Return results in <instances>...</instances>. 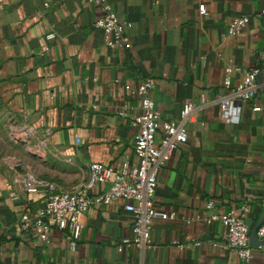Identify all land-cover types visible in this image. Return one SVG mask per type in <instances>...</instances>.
<instances>
[{
    "label": "crops",
    "instance_id": "1",
    "mask_svg": "<svg viewBox=\"0 0 264 264\" xmlns=\"http://www.w3.org/2000/svg\"><path fill=\"white\" fill-rule=\"evenodd\" d=\"M108 1L131 23L130 49L104 44L92 0H0V89L39 147L0 168V264H264V244L252 245V258L242 261L215 244L225 237L223 224L207 221L246 206L251 231L264 211V84L257 81L238 122L225 123L219 110L230 90L226 67L231 87L250 68L264 75V0ZM241 15L248 25L230 35L228 23ZM148 77L161 118L177 119L185 103L194 107L187 142L158 173L154 202L172 218L153 222L151 246L123 242L132 236V214L118 200L80 216L74 250L59 229L49 243L22 230L20 215L40 205L45 192L27 193L26 176L72 189L91 162L135 161L134 91Z\"/></svg>",
    "mask_w": 264,
    "mask_h": 264
},
{
    "label": "built area",
    "instance_id": "2",
    "mask_svg": "<svg viewBox=\"0 0 264 264\" xmlns=\"http://www.w3.org/2000/svg\"><path fill=\"white\" fill-rule=\"evenodd\" d=\"M100 11L94 26L101 29L104 44L110 49H130L132 46L128 28L131 23L118 18L108 0H92ZM46 4V3H45ZM200 14H206L204 4L199 5ZM264 17V7L260 11ZM249 23V16L234 17L228 23V33L237 35ZM232 67L225 68L224 85L229 93L219 101L221 119L229 124L239 121L241 105L254 99L258 88V68L244 72L241 80L231 87ZM154 80L150 77L141 79L134 91L139 112L133 117L132 124L137 127L134 135L133 150L135 161L121 162L109 166L99 162L88 165L84 180L72 189H63L53 181L39 180L31 175L23 181L27 193L45 192L40 205L27 208L19 219L22 230L27 231L44 243H49L53 228L63 231L71 250L75 249L80 238L82 224L80 216L93 205H108L118 200L123 202V209L132 214L131 238L123 242L135 247L151 246L153 222L160 218H172L163 209L156 206L154 196L158 184V173L174 152L187 142L186 124L193 116V104L185 103L177 119H163L155 108L150 91ZM126 106L123 105L122 108ZM254 106L253 110H259ZM100 185L99 192H93ZM208 202L206 207L213 208ZM247 207L242 206L238 213L228 211L211 214L207 221L219 220L225 227V237L219 244L233 250L242 261L252 258V244L249 242L250 229L245 221ZM258 238H264V221L257 228ZM179 244L177 241H173Z\"/></svg>",
    "mask_w": 264,
    "mask_h": 264
},
{
    "label": "rangeland",
    "instance_id": "3",
    "mask_svg": "<svg viewBox=\"0 0 264 264\" xmlns=\"http://www.w3.org/2000/svg\"><path fill=\"white\" fill-rule=\"evenodd\" d=\"M34 134L11 97L3 95L0 89V168L18 165L21 154L31 151L32 146L38 147L30 144Z\"/></svg>",
    "mask_w": 264,
    "mask_h": 264
},
{
    "label": "water",
    "instance_id": "4",
    "mask_svg": "<svg viewBox=\"0 0 264 264\" xmlns=\"http://www.w3.org/2000/svg\"><path fill=\"white\" fill-rule=\"evenodd\" d=\"M257 81L260 84H264V75L259 74L257 77ZM263 221H264V211L260 219L255 223V225L253 226V228L249 233V242L253 246H261L264 244V239L258 238L256 235L257 228L263 223Z\"/></svg>",
    "mask_w": 264,
    "mask_h": 264
},
{
    "label": "bare ground",
    "instance_id": "5",
    "mask_svg": "<svg viewBox=\"0 0 264 264\" xmlns=\"http://www.w3.org/2000/svg\"><path fill=\"white\" fill-rule=\"evenodd\" d=\"M261 239H263V238H261Z\"/></svg>",
    "mask_w": 264,
    "mask_h": 264
}]
</instances>
